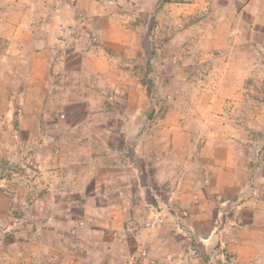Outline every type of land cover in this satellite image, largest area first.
<instances>
[{"label":"rangeland","instance_id":"obj_1","mask_svg":"<svg viewBox=\"0 0 264 264\" xmlns=\"http://www.w3.org/2000/svg\"><path fill=\"white\" fill-rule=\"evenodd\" d=\"M249 2L0 0V264H240L264 223Z\"/></svg>","mask_w":264,"mask_h":264},{"label":"crops","instance_id":"obj_2","mask_svg":"<svg viewBox=\"0 0 264 264\" xmlns=\"http://www.w3.org/2000/svg\"><path fill=\"white\" fill-rule=\"evenodd\" d=\"M255 3H261L260 8L254 7L253 4ZM246 6L247 7L245 8L254 9L252 11L254 13L259 12V10H262L264 12V0H250L249 4ZM225 166L227 168H225L224 172H226V170L228 169L232 170V167L235 165L233 163L231 164V162L228 161ZM243 174L249 175V173L245 171H243ZM241 190H243V188ZM263 225L264 223L262 224L260 220L255 221L253 225L249 226V228L245 230L243 235L244 237L237 239L239 241V244L234 245V251L236 253L235 258L237 257V260L240 261V264H264V253H262L264 252V244L260 240V238L264 236V230L263 228H261ZM46 247L47 246L45 245V251L42 254L43 258L41 259V264H59V247H57V251L54 252L56 256H54L53 252L49 250L46 251ZM45 253H47V255H45ZM39 258L40 257H38L37 259ZM254 260L255 262L253 263ZM37 264L40 263L37 262Z\"/></svg>","mask_w":264,"mask_h":264},{"label":"built area","instance_id":"obj_3","mask_svg":"<svg viewBox=\"0 0 264 264\" xmlns=\"http://www.w3.org/2000/svg\"><path fill=\"white\" fill-rule=\"evenodd\" d=\"M138 257H139V255H133L131 258H132V260H136V259H138Z\"/></svg>","mask_w":264,"mask_h":264},{"label":"trees","instance_id":"obj_4","mask_svg":"<svg viewBox=\"0 0 264 264\" xmlns=\"http://www.w3.org/2000/svg\"><path fill=\"white\" fill-rule=\"evenodd\" d=\"M150 87V86H149ZM149 91H150V88H149Z\"/></svg>","mask_w":264,"mask_h":264}]
</instances>
